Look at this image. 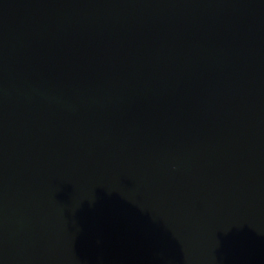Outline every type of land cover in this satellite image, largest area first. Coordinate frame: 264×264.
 Segmentation results:
<instances>
[{"label":"water","instance_id":"1","mask_svg":"<svg viewBox=\"0 0 264 264\" xmlns=\"http://www.w3.org/2000/svg\"><path fill=\"white\" fill-rule=\"evenodd\" d=\"M0 264H264V0H0Z\"/></svg>","mask_w":264,"mask_h":264}]
</instances>
